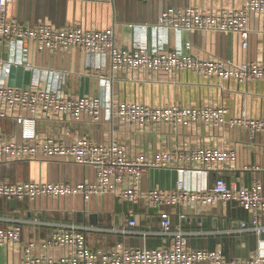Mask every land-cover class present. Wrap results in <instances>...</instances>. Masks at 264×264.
Masks as SVG:
<instances>
[{"label": "crops", "instance_id": "1", "mask_svg": "<svg viewBox=\"0 0 264 264\" xmlns=\"http://www.w3.org/2000/svg\"><path fill=\"white\" fill-rule=\"evenodd\" d=\"M245 0H12L7 17L28 26L49 23L57 28L80 25L90 30H114L115 43L122 49L145 48L150 52L168 50L214 57L235 63H264V17L252 14L249 20L248 46H242L238 33L221 31L175 32L155 28L160 13L167 9L199 7L202 9H230ZM192 47L186 49V43ZM22 52L0 44V61L13 57L26 58L36 67L67 69L63 91L71 97L97 96L106 104L146 103L153 106L184 105L201 107L216 103L224 107L227 119L242 117L264 118V80L239 82L236 79L202 77L193 71H181L175 76L145 71L142 73L114 72L109 54L87 56L78 48L51 51L38 50L33 43ZM103 66V69H97ZM86 71L98 73L88 76ZM106 79H102L100 75ZM36 73L25 66H12L9 74H0L8 86L28 88ZM51 77L47 76V81ZM45 82V81H44ZM47 84V82H46ZM0 129L6 134H17L21 126L13 119L0 120ZM39 132L50 134L70 143L74 135L94 139L101 144L112 140L124 143L131 158L145 155L154 160L162 148H189L208 143L233 151L218 169L199 176L186 172L188 185L203 187L213 184L217 177L235 181L239 185L260 184L264 190V133L253 134L247 128L216 127L205 124L180 127L174 131L168 125L142 131L118 118L109 119L102 112L100 120L84 116L80 121H43ZM176 170L149 168L140 182V189L171 188L180 178ZM0 179L13 182H51L71 186L95 183L96 169L91 166L40 156L37 160H17L0 163ZM112 190L92 195L89 200L82 193L65 197L42 196L34 200H16L11 203L0 198V217L24 220L22 241L19 245L0 247V264H21L24 250L35 242L37 251L58 259L67 254L66 248L45 250L41 242L51 236V223H77L102 230L87 232L92 250H109L115 246H166L167 239L157 234L124 235L112 231L120 229L129 218L136 219L139 229L158 232L161 212H167L175 223H180L189 236L193 249L221 250L228 257H249L259 248L264 253V240L252 233L239 232L242 221H249L251 213L233 205L205 208L202 213L179 219L180 209L164 207L157 210L147 203L120 202L117 192L132 187L129 177H111ZM40 223L35 224L33 221ZM97 222V224H95ZM4 223L0 221V226ZM208 264V263H199Z\"/></svg>", "mask_w": 264, "mask_h": 264}, {"label": "built area", "instance_id": "2", "mask_svg": "<svg viewBox=\"0 0 264 264\" xmlns=\"http://www.w3.org/2000/svg\"><path fill=\"white\" fill-rule=\"evenodd\" d=\"M12 0H0V44L22 52L33 43L40 51L78 48L90 55L109 54L114 72L142 73L151 71L175 76L181 71H193L206 77L236 79L239 82L264 80V63H235L214 57H204L181 51L160 50L150 52L145 48L122 49L115 43L114 30H90L80 25L57 28L49 23L28 26L7 17V7ZM252 14L264 17V0H245L230 9H202L187 7L167 9L160 13L155 28L175 32L221 31L238 33L242 46H248L249 20ZM186 49L192 44L187 42ZM25 66L36 73L28 88L11 87L0 80V120L13 119L21 126L17 134L8 135L0 129V163L17 160H37L40 156L57 158L96 169L95 183L71 186L51 182H13L0 179V198L10 200H34L38 197H65L82 193L87 200L92 195L105 194L112 190L111 177H129L132 187L117 192L120 202H145L161 210L164 207L180 209L179 219L186 220L191 214L202 213L205 208L218 205H233L251 213L249 221H242L239 232L252 233L264 240V190L258 183L252 186L239 185L217 177L213 184L203 187L188 185L186 172L199 176L218 169L233 151H226L208 143H198L189 148L160 149L154 160L145 155L131 158L124 143L112 140L101 144L94 139L74 135L70 143L50 134L39 132L43 121H80L84 116L98 121L106 111L109 119L118 118L139 130L146 131L168 125L174 131L180 127L205 124L209 128L241 126L253 134L264 133V118L252 119L245 115L227 119V110L210 103L201 107L184 105L153 106L146 103L115 104L97 96L71 97L63 91L67 69L36 67L26 58L10 56L0 61V74H9L12 66ZM103 69V66H97ZM88 76L98 73L86 71ZM47 76L51 80L47 81ZM104 80L106 77L102 74ZM45 81V82H44ZM47 82V84H46ZM149 168L176 170L180 178L171 188L140 189V182ZM0 247L19 245L22 241L24 220L9 216L0 217ZM39 224L38 220L33 221ZM51 236L41 246L67 249L62 258H52L46 252L37 251L35 242H30L23 254L21 264H264V253L259 248L249 257H228L221 250L193 249L189 236L180 223H175L167 212H161L158 232L139 229L136 219L129 218L120 229L124 235L140 234L147 237L157 234L167 239L166 246H122L109 250H92L87 241V232L102 230L77 223H51Z\"/></svg>", "mask_w": 264, "mask_h": 264}, {"label": "water", "instance_id": "3", "mask_svg": "<svg viewBox=\"0 0 264 264\" xmlns=\"http://www.w3.org/2000/svg\"><path fill=\"white\" fill-rule=\"evenodd\" d=\"M15 202H16V200H14V199L11 200V203H15ZM95 224H97V222H96ZM263 237H264V236H263Z\"/></svg>", "mask_w": 264, "mask_h": 264}]
</instances>
